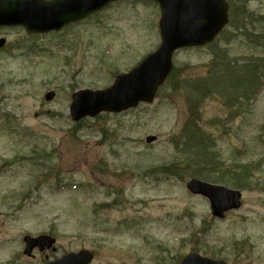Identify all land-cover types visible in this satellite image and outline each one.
<instances>
[{
    "label": "rangeland",
    "instance_id": "obj_1",
    "mask_svg": "<svg viewBox=\"0 0 264 264\" xmlns=\"http://www.w3.org/2000/svg\"><path fill=\"white\" fill-rule=\"evenodd\" d=\"M228 1L223 33L205 47L177 51V75L152 104L80 123L69 117L73 92L108 88L158 47L157 4L118 2L58 33L4 31L0 264H47L81 249L94 253L91 264H178L193 251L227 264H264V0ZM216 58L226 66L214 68ZM243 66L256 77L248 102L236 76L226 74ZM195 83L210 88L196 105V146L186 137L191 127L182 132ZM198 153L222 170L247 164L258 183L240 190L241 207L223 219L186 190ZM173 163L182 168L174 175L152 172ZM204 170L234 187L220 169ZM40 234L55 238L54 246L23 255V236Z\"/></svg>",
    "mask_w": 264,
    "mask_h": 264
},
{
    "label": "water",
    "instance_id": "obj_2",
    "mask_svg": "<svg viewBox=\"0 0 264 264\" xmlns=\"http://www.w3.org/2000/svg\"><path fill=\"white\" fill-rule=\"evenodd\" d=\"M115 0H0V25H22L28 32L44 33L59 30L106 6ZM161 9L159 21L161 43L136 68L116 78L103 91L82 90L72 95L70 116L73 121L94 117L101 112H121L139 102L151 103L157 88L172 69V54L176 49L204 46L211 42L227 24L226 0H156ZM3 41H0L2 46ZM53 94L46 95V100ZM151 138L147 142H151ZM193 195L208 199L212 216L223 219L225 213L239 209L241 194L225 187L197 179L186 185ZM24 255L32 257L37 249H50L55 240L47 235L25 236ZM93 254L86 250L69 253L48 264H89ZM180 264H226L196 253L184 256Z\"/></svg>",
    "mask_w": 264,
    "mask_h": 264
},
{
    "label": "trees",
    "instance_id": "obj_3",
    "mask_svg": "<svg viewBox=\"0 0 264 264\" xmlns=\"http://www.w3.org/2000/svg\"><path fill=\"white\" fill-rule=\"evenodd\" d=\"M239 29V27L237 28V30ZM213 64V67L214 68H217V67H221V66H226V63L223 62V61H220L218 62V58L214 59V62L212 63ZM256 68H257V65H256ZM230 71H232L233 75L236 76V86H237V89H238V86L240 88V91L242 93V98L244 100H246L247 102L249 101L248 100V97H249V94H248V91L247 89H250L251 87H253L255 81L254 79H256V77L254 78L253 76L255 75V71L254 69H252L250 66H243V69L242 70H239V68L237 67L236 69H232V68H229L227 71H226V74L227 76L229 77V73ZM174 75H177V72L174 70L172 71L171 75H170V79H172V77ZM179 75V74H178ZM243 82H247V85L246 84H243ZM195 84L192 85V94L193 95H190L187 97V102H190V121L188 123H186V127H183L182 129V132L185 133L188 128L190 129L189 125L193 126V128L191 129V132L190 130L188 131V135H186V137L190 140L191 144H193L194 146L196 145H201V139H197L195 137V132L198 131V127L195 123V120L198 119V116H197V103H198V99H200V96L202 95V93L205 95L207 92H209L210 88L208 87H204L203 89H199L198 86H195ZM250 99V98H249ZM194 129H195V132H194ZM189 144V143H188ZM205 156V157H204ZM199 161L196 159V156L195 154L193 155L192 154V158H191V161L193 162V164H198V169L197 170H192L194 171L192 176L193 177H196V178H201L202 180H205V181H209V182H212V183H217V184H227L225 180H218L216 178H213L214 176H216L215 174L213 173H206V176H202L204 175V171H219L220 173V177L222 179H227V180H230L233 182V184H231L232 186H234L235 188L237 189H244V188H251V187H255V185H257V181H254L252 178V174L249 173V170H248V166L247 164L245 166H236L234 167L233 170L231 169H226L224 170L225 168H223L222 170V165L218 164V166H214V165H210L209 166H206V155L203 154V153H198L197 155ZM200 165V166H199ZM183 167V170H186V171H190L188 170L189 168H187L188 166H182ZM181 170L182 168L180 167V165L178 163H173V164H170V165H167V166H164L162 168H157L156 170L152 171L156 174H160V175H174V173H176L178 170ZM203 169V170H201ZM151 172V173H152ZM228 172H231L232 174H229ZM228 173V174H227ZM229 176H233L232 179H229L230 177ZM192 177V178H193ZM257 183V184H256ZM194 252H197V251H194Z\"/></svg>",
    "mask_w": 264,
    "mask_h": 264
},
{
    "label": "flooded vegetation",
    "instance_id": "obj_4",
    "mask_svg": "<svg viewBox=\"0 0 264 264\" xmlns=\"http://www.w3.org/2000/svg\"><path fill=\"white\" fill-rule=\"evenodd\" d=\"M6 30L7 29L0 28V39H5V41H6L4 47H2L0 49V53L5 51L8 48V38H7V36L4 33V31H6Z\"/></svg>",
    "mask_w": 264,
    "mask_h": 264
}]
</instances>
